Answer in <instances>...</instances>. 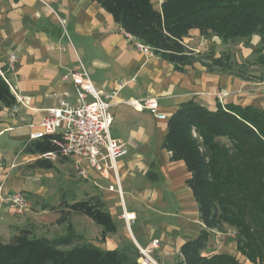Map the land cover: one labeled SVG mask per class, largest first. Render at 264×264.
I'll use <instances>...</instances> for the list:
<instances>
[{
  "label": "crops",
  "instance_id": "0c3cea01",
  "mask_svg": "<svg viewBox=\"0 0 264 264\" xmlns=\"http://www.w3.org/2000/svg\"><path fill=\"white\" fill-rule=\"evenodd\" d=\"M164 1L153 3L160 9ZM208 42L211 40L197 30L185 40L195 52L206 51ZM258 42L259 38L254 37L252 44ZM11 54H17L19 61L10 79L23 100L17 114L9 108L0 111V193L7 196L23 192L31 202V211L16 216L0 200V237L10 230L11 238L28 220L40 223L36 225L44 229L52 224L58 226L57 214L44 208L46 188L38 179L52 176L51 172L60 166L70 177H76L75 160H57L52 170L31 169L29 165L38 160V155H28L24 149L31 136L41 131V122L50 109L62 101L77 104L70 74L85 68L97 90L117 93L110 109V134L129 146L128 154L117 161L123 198L109 190L110 186H117L113 174L104 179L89 168V178H82L92 187L90 195L102 197L116 225L120 223L130 231L126 229L123 236L108 235L103 243L94 244L106 250L130 248L133 255L132 249L137 245L151 247L154 240H159L155 257L164 264H178L181 247L197 238L205 225L187 185L191 174L186 164L173 160L163 148L168 119L181 104L192 100L210 110H215L218 103L262 108L264 80L209 72L200 63L179 72L159 56L138 51L112 15L91 0H0V61L5 63ZM121 81L127 84L119 89ZM149 98L158 100L159 111L166 120L157 119L144 106L135 108L126 103L134 99L143 104ZM67 164L69 168L65 167ZM124 209L136 214L130 226L122 218ZM71 220L69 227L74 228ZM233 238L215 231L205 254L236 255Z\"/></svg>",
  "mask_w": 264,
  "mask_h": 264
},
{
  "label": "trees",
  "instance_id": "16d2710c",
  "mask_svg": "<svg viewBox=\"0 0 264 264\" xmlns=\"http://www.w3.org/2000/svg\"><path fill=\"white\" fill-rule=\"evenodd\" d=\"M100 4L114 21L136 40L150 46L153 54L184 72L200 63L209 72H225L244 80H264V0H165L161 8L153 0H91ZM194 30L207 40L218 39L229 46L252 44L259 38L253 59L232 60L231 50H192L185 40ZM222 51V52H221ZM2 62L0 61V64ZM251 68H254L250 70ZM0 66V111L17 104V96ZM60 135L30 140L28 155L55 153ZM163 148L173 160L183 161L191 176L187 185L199 205L205 228L181 247L178 264H264V107L218 103L215 110L189 101L181 104L168 119ZM31 169L52 170L53 161L38 159ZM64 205V207H62ZM44 208L69 217L86 216L102 227L101 239L117 233V225L101 196ZM69 233L55 238L38 237L27 226L8 241L0 240V264H138L139 251L126 247L102 249L93 244L75 243L83 237ZM218 231L233 238L241 261L229 253L205 254Z\"/></svg>",
  "mask_w": 264,
  "mask_h": 264
},
{
  "label": "built area",
  "instance_id": "2783aa9c",
  "mask_svg": "<svg viewBox=\"0 0 264 264\" xmlns=\"http://www.w3.org/2000/svg\"><path fill=\"white\" fill-rule=\"evenodd\" d=\"M123 33L134 43L138 51L148 56L153 55L150 46L136 40L124 30ZM18 61V55L11 54L4 63L5 70L1 71V74L5 76L14 72ZM70 78L77 91V104L72 105L67 101H62L58 107L50 109L41 122V131L34 133L31 139H41L47 135H60L57 144L61 149V156L75 160L74 169L78 176L88 179L89 168L95 170L104 179H109L113 174L117 180V186H110L109 190L118 192L120 198H123L117 161L128 154L129 146L123 139L113 138L110 134L113 122L110 109L117 93L97 90L85 68L71 72ZM64 79L67 80L68 77L66 76ZM7 82L17 96V104L9 109L12 114H17L19 103L22 102L23 97L16 93L10 77ZM126 84V81H121L118 85L119 89H122ZM126 103L135 108L144 106L157 119L166 120V115L159 111L156 98L146 99L143 104L134 99L127 100ZM58 158L59 156L55 153L38 155V159H47L53 162H56ZM84 162L88 164L87 167L83 165ZM0 200L16 216H24L31 211V202L23 192L10 193L7 196L0 193ZM122 218L130 226L131 222L135 220L136 214L127 213L124 209ZM228 234L235 237L236 233ZM159 244V240H154L151 247L144 248L137 245L138 264H164L155 257V249L159 247Z\"/></svg>",
  "mask_w": 264,
  "mask_h": 264
},
{
  "label": "rangeland",
  "instance_id": "374dc122",
  "mask_svg": "<svg viewBox=\"0 0 264 264\" xmlns=\"http://www.w3.org/2000/svg\"><path fill=\"white\" fill-rule=\"evenodd\" d=\"M204 48L207 50H209L210 48H216L218 51L229 49L231 50L232 60L238 61V62H246V60L252 61L255 55V54L253 55V51L255 50V45H250L249 47L246 48L243 43H240V44H237L236 46L231 45L228 48H226V46L223 45L218 39L211 40V42L210 43L208 42V44H206ZM252 48H254V50ZM252 69L254 68H251L250 70ZM65 167L69 168L70 165L67 164ZM74 172L77 175L75 170ZM51 173L53 174L52 176H49V177L46 176L41 179H38L42 183V185L46 188V193L44 194L45 197L43 200L44 203H50L53 205L61 204L64 202L73 203L74 201L85 199L86 195L89 194L90 191L92 190V187L89 183H87L85 180H83L78 175L76 177H70L68 173L64 169H62V166L59 167L58 171H52ZM62 207H64V205H62ZM49 214H51L49 216L54 217V219L56 218L54 214H57L58 216L57 221L59 222V219L61 218L60 214L58 213H54V214L49 213ZM19 219H23V218L19 217ZM70 220L74 222V228L76 229L74 231H77L83 234L84 236L83 241L82 239H80V240L75 241V243L83 242L86 244H93V245H95L94 243L97 244V242L103 243L101 239L102 227L96 225L95 223H92L90 219H88L85 216L83 217L81 215L75 218V220H74V217H69L68 220L62 224H59L57 222L56 224H58V226L56 227H52L53 226L52 224L51 228L49 229H44L42 228L43 226L41 225L37 226L36 224H40V223L36 221L28 222L29 220L27 221V223H24V224L22 223L23 225L21 226L22 228L27 226L31 231L36 233L38 237L44 236V237L52 239L57 236H63L69 233L68 227L70 224L68 223L70 222ZM85 224H89V225H85ZM117 227H118L117 233L119 234V236L120 235L123 236L124 232H127V230L129 231V227L126 226V229H127L126 230L123 227V225L120 223L117 224ZM10 233H12V231L10 230L3 232L2 236L0 237L1 238L0 240L8 241L10 239L9 235H12ZM86 235L90 239H87ZM211 254H213V252ZM236 256H238L242 262L245 261V258L242 255H240L237 251H236ZM170 261H174V259H170Z\"/></svg>",
  "mask_w": 264,
  "mask_h": 264
}]
</instances>
